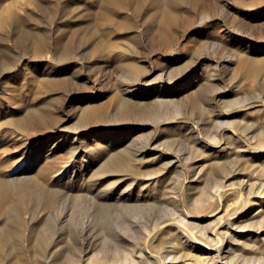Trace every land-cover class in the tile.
I'll return each instance as SVG.
<instances>
[{"label":"rangeland","instance_id":"374dc122","mask_svg":"<svg viewBox=\"0 0 264 264\" xmlns=\"http://www.w3.org/2000/svg\"><path fill=\"white\" fill-rule=\"evenodd\" d=\"M97 1L42 0L53 6L42 18L36 0H0V179L11 181L0 232L17 249L11 260L264 264V0H179L174 26L162 0H143L124 30L94 14ZM19 15L49 34L38 55L17 42ZM70 38L76 50L59 59ZM127 61L141 69L130 74ZM86 107L100 108L83 121ZM29 112L27 127L16 123ZM13 203L17 224L2 227ZM183 219L198 224L163 226ZM220 246L232 249L209 260Z\"/></svg>","mask_w":264,"mask_h":264},{"label":"bare ground","instance_id":"6f19581e","mask_svg":"<svg viewBox=\"0 0 264 264\" xmlns=\"http://www.w3.org/2000/svg\"><path fill=\"white\" fill-rule=\"evenodd\" d=\"M187 1V0H186ZM199 1V0H198ZM36 2L37 3H35V4H37L38 6H36V8L37 7H39V9H40V12H41V16H42V18H45V17H47L49 14H51L50 12L52 11V5L51 4H47V3H44V2H42V0H36ZM178 2H179V0H162V5H161V7H160V9H161V11H162V14L163 15H161V16H164V17H162V21H163V23H164V21L165 22H167V23H170L171 24V26H174V24H176V22H177V19H178V15H177V13H169V11H170V8L172 9V8H174L175 9V7L178 5ZM183 3V2H182ZM185 3V2H184ZM194 3H195V1H194ZM197 3H199V2H197ZM196 3V4H197ZM203 3V2H202ZM97 5H98V10L97 11H95V13L94 14H97V16H99V17H106V18H110V19H112L114 22H115V27L116 28H122L121 30H124V29H128V28H132V27H134L133 25L135 24V23H133L134 22V18L135 17H137V16H139V15H141L142 13H143V9H144V7H145V2L143 1V0H129V1H125V0H98L97 1V3H96ZM194 5V4H193ZM199 5H200V3H199ZM196 5H194V7H195ZM183 7V6H182ZM199 8H201V6H198ZM204 7V6H203ZM125 8H130L131 9V12H132V14L131 15H126V16H121L122 17V19L121 18H119L117 15L119 14V13H121V12H123L124 11V9ZM197 8V7H196ZM175 11V10H174ZM196 11V10H195ZM32 12H33V10H32ZM38 12V11H37ZM39 12V13H40ZM53 12V11H52ZM91 12V11H90ZM38 13V14H39ZM91 13H93V12H91ZM130 13V12H129ZM128 13V14H129ZM160 13V12H159ZM18 14V13H17ZM38 14H31V13H29V14H27V16H25L26 18H32V19H34L35 20V22H37V20L40 18V16L38 15ZM88 14H90V13H88ZM23 15V14H22ZM160 15V14H159ZM96 16V15H95ZM141 17V16H140ZM25 18H23V17H21L20 15L19 16H17V24H18V26H19V29H18V33H17V42H18V44H19V46L21 47V49L22 50H27L29 47H32L33 49H34V51H35V55H38L39 53H41V51H43V49L47 46V44H48V36L47 35H49L48 33H47V31H46V29L45 30H42V28H38V29H32V28H29V27H26V26H24L23 24H22V21L24 20ZM140 19V18H139ZM137 20V19H136ZM144 20H145V18H144ZM159 20H161V19H159ZM110 21V20H109ZM143 21V20H142ZM39 23V22H38ZM143 23V22H142ZM36 24V23H35ZM111 24V23H110ZM145 24V23H144ZM167 26V25H166ZM169 26V25H168ZM167 26V27H168ZM149 27V26H148ZM147 27V28H148ZM165 27V26H164ZM124 28V29H123ZM89 31V30H88ZM92 32V31H91ZM120 32V31H119ZM88 33V32H87ZM111 33V32H110ZM157 33H159V32H157ZM163 34V33H162ZM165 34V33H164ZM91 36V35H90ZM98 36V35H97ZM164 36V35H163ZM155 40V39H154ZM117 43V42H116ZM134 43V42H133ZM152 43V42H151ZM76 42L75 41H73V38H70L68 41H65V43H63V44H60V52H59V54H58V58L59 59H64L65 57H68L70 54H71V52H73L74 50H76ZM127 44V43H126ZM136 44H138V43H136ZM157 44V43H156ZM114 45H116L115 43H114ZM128 45V47L126 46L124 49H126L127 48V53H129L130 52V54L131 55H133V53H131V51H135L136 50V46L135 45H130V44H127ZM104 46V47H103ZM100 47H103V48H105V44L103 43L102 45H100ZM124 64L126 65V67L127 68H129V71H130V74H134V73H137V71L138 70H140L141 69V67L139 66V65H137V64H135L134 62H132V61H127V62H124ZM191 82V81H190ZM187 83V82H186ZM127 91L128 92H134V93H139L141 90L140 89H138V88H136V87H134V86H129L128 87V89H127ZM200 93V92H199ZM195 94H197V92L195 93ZM124 96V95H123ZM193 96V95H192ZM194 97V96H193ZM196 98H197V101H198V99H199V97L196 95ZM126 99H127V97L125 98V101L123 100V102H122V104H120L119 106L122 108V107H124V105L126 106L127 104L129 105V103H127V101H126ZM130 99V98H129ZM195 99V98H194ZM122 101V100H121ZM243 105V104H242ZM100 107H86V108H84L83 109V112H82V114H81V118H82V120L83 121H86V120H88L89 118H91V117H93L94 115H95V112L99 109ZM230 109V108H229ZM30 115H32V113H28L26 116H24V117H20V118H18L17 120H16V123H18L20 126H22V127H27L31 122V120H30ZM224 124H225V122H223ZM262 133H264V130H262L261 131ZM55 144V143H54ZM261 150L262 151H264V147L263 148H261ZM115 156H117V155H115ZM179 157V156H178ZM177 157V158H178ZM117 161H119V160H117ZM116 162V161H115ZM117 169H118V171H121V172H124V173H127L126 171L128 170V166H126L125 164H124V162L122 163V162H120L119 161V163L117 164ZM127 175V174H126ZM7 181H5V180H2V179H0V191H3L4 190V188H6V185L8 186V179H6ZM11 181H9V183H10ZM245 183V182H244ZM11 184V183H10ZM242 184V183H241ZM1 185H2V187H1ZM115 185V184H114ZM252 185V184H251ZM264 185V184H263ZM10 186V185H9ZM112 186H113V184H112ZM247 186V185H246ZM257 186V185H256ZM255 186V187H256ZM241 187V186H240ZM251 187V186H250ZM38 188H43L44 189V191H45V188L44 187H42V186H39L38 184L34 187V189H38ZM252 188H254L253 186H252ZM14 189H16V187H14ZM33 189V188H32ZM216 189V188H215ZM227 189L228 188H225V185H218V187H217V189L216 190H214L213 192L215 193V195H217L220 199H221V197H222V195L227 191ZM243 190H244V188H242ZM54 192H55V190H53ZM259 192V191H258ZM6 193V192H5ZM51 193V192H50ZM56 193H58V191L56 192ZM56 193L55 194H50V197H49V203L51 202V203H53L54 202V198H55V196L54 195H56ZM243 193V192H242ZM261 194V193H260ZM264 194V193H263ZM37 195V194H36ZM57 196V195H56ZM36 197V196H35ZM1 200H2V198H0ZM36 199H39V197L37 196L36 197ZM16 202V201H15ZM8 206V211H9V213H10V217L8 218V219H6V224L4 223V225L2 226V227H4V226H6V225H10L11 227L12 226H15V223L17 224V221H14L15 219L14 218H12L11 216H13L12 214L14 213L13 212V210H14V207H15V204L13 203V204H9V205H7ZM15 208H17V207H15ZM261 209V208H260ZM259 212V211H258ZM260 213V212H259ZM185 215V214H184ZM256 215V214H255ZM180 221H182V222H180L179 224H173L174 223V221H171V222H169V223H167V224H165V225H163L164 227L165 226H167V225H176V227L177 228H180V230H182V227H183V223H187V224H191L192 226H194V227H196L197 226V222H193V221H190V220H186V219H183V220H180ZM167 222V221H166ZM219 222H222L221 220H219ZM206 224V223H205ZM221 224V223H220ZM219 224V225H220ZM204 225V224H203ZM208 225V224H207ZM163 226L161 227V229H163ZM206 226V225H205ZM8 227V226H7ZM221 227V226H220ZM5 228V227H4ZM1 229V232H0V261H2L3 262V260H4V262L6 261V260H9V259H7V258H10V261H12L13 259L15 260H17V256L14 254L15 252H17L16 250V248L14 247V243H12V242H10V240H11V237L10 236H7L6 235V233H8L9 234V232H6V231H8L6 228V230L5 229ZM9 228V227H8ZM167 228V227H166ZM155 229V228H154ZM221 229V228H220ZM219 228H218V226H217V230H214L213 232L214 233H216V234H220L221 233V230H220ZM13 230H15L16 231V229H14V227H13ZM6 232V233H5ZM11 232V231H10ZM45 233V232H44ZM44 233H40L39 234V236H38V238L36 239V245L38 246V250H42L44 247H45V242H44V239H46L45 241H46V243H48V241L47 240H49L48 239V237H49V235L47 236V234H49V233H46V234H44ZM183 233H185L186 235H187V232L186 231H183ZM157 234V233H156ZM205 235L203 236L205 239H207L208 241H211L212 242V238L210 237V236H207V233H204ZM51 235V234H50ZM159 235V234H158ZM158 235H157V237H158ZM233 235V234H232ZM155 236V235H154ZM185 236V235H184ZM165 237V236H164ZM224 237L225 236H222V239H224ZM233 237V236H232ZM155 239V238H154ZM231 239V238H230ZM13 241V240H12ZM185 241H189L187 238H186V240ZM15 242V241H14ZM210 242V243H211ZM215 244H216V242H215ZM231 244V243H230ZM208 245H209V243H208ZM231 245H233V244H231ZM7 246L9 247V248H7ZM212 246H214V243H212L211 244V247ZM216 246V245H215ZM210 247V248H211ZM171 248H173V247H171ZM232 248L231 247H229V248H226V246H220V247H217V251L214 253V254H209V260H214V261H220V260H222L223 259V257H224V254L225 253H227V252H229L230 250H231ZM208 250V249H207ZM210 250V249H209ZM142 251H144V250H142ZM141 251V252H142ZM148 251V250H147ZM169 251H170V248H169ZM168 251V252H169ZM171 252H172V250H171ZM170 252V253H171ZM210 253L212 252V251H209ZM129 254V253H128ZM132 255V254H131ZM139 255V254H138ZM208 255V254H207ZM133 256V255H132ZM140 256H141V254H140ZM139 256V257H140ZM5 257H7L6 258V260L5 259H3V258H5ZM134 257V256H133ZM1 258L3 259V260H1ZM126 258H127V260L129 259V258H131L130 257V255H127L126 256ZM12 259V260H11ZM125 259V258H124ZM202 259L204 260V258L202 257ZM207 259V260H208ZM10 261H9V263H10ZM130 261V260H129ZM139 261V260H138ZM143 261V260H142ZM231 261V260H230ZM234 261V260H233ZM1 262V263H2ZM7 262V261H6ZM12 263H14V261H12ZM11 263V264H12ZM16 263H17V261H16ZM127 263H130V262H127ZM3 264V263H2ZM4 264H6V263H4ZM15 264V263H14ZM130 264H133V262L132 263H130ZM135 264V263H134ZM213 264H215L214 262H213ZM228 264V263H227Z\"/></svg>","mask_w":264,"mask_h":264}]
</instances>
